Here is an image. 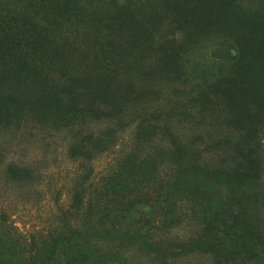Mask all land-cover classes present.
I'll list each match as a JSON object with an SVG mask.
<instances>
[{
    "label": "rangeland",
    "instance_id": "1",
    "mask_svg": "<svg viewBox=\"0 0 264 264\" xmlns=\"http://www.w3.org/2000/svg\"><path fill=\"white\" fill-rule=\"evenodd\" d=\"M64 1L54 40L120 96L0 122V264H264V0Z\"/></svg>",
    "mask_w": 264,
    "mask_h": 264
},
{
    "label": "trees",
    "instance_id": "2",
    "mask_svg": "<svg viewBox=\"0 0 264 264\" xmlns=\"http://www.w3.org/2000/svg\"><path fill=\"white\" fill-rule=\"evenodd\" d=\"M32 4L35 10L30 15L18 13L0 27V122H21L27 116L69 121L90 110L97 118L105 117L103 108L117 105L120 84L112 85L111 72L103 68L92 73L86 66H76L78 56L66 55L65 38L54 40L52 31L60 28L57 21L63 19V8L69 9L64 0H32ZM128 37L136 47L141 45L137 33L131 31ZM163 56L164 60L170 53L164 49ZM78 91L90 95L83 104L89 109L79 113L71 107Z\"/></svg>",
    "mask_w": 264,
    "mask_h": 264
}]
</instances>
